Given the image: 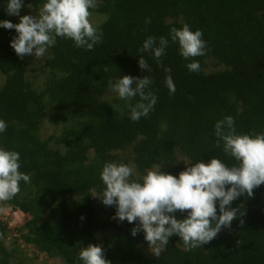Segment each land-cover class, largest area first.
I'll return each mask as SVG.
<instances>
[{"label":"trees","instance_id":"1","mask_svg":"<svg viewBox=\"0 0 264 264\" xmlns=\"http://www.w3.org/2000/svg\"><path fill=\"white\" fill-rule=\"evenodd\" d=\"M44 2L23 0L22 8L39 9ZM95 2L89 11L102 18L95 25L102 42L86 50L57 37L31 74L34 56L19 58L10 46L15 29L0 27V120L7 124L0 148L18 152L19 171L30 176L12 200L3 201L7 207L2 210L26 216L23 239L61 264H83L78 254L89 244L101 246L110 264H264V184L251 198L245 194L232 202L231 208H239L238 219L209 243L186 250L173 235L158 257L141 248L148 246L143 230L131 234L138 221L114 219L116 206L94 197L105 187L100 178L104 164H119V154L138 173L133 180L142 182L146 170L159 166L178 178L189 164L214 157L229 167L236 164L223 152L222 141L217 146V121L231 116L237 134L264 133V0ZM6 3L0 0V21L19 23L7 15ZM184 24L202 31L205 55L187 60L180 55L170 31ZM149 36L157 44L161 36L169 41L159 59L139 51ZM141 56L150 72L140 68ZM193 60L200 64L198 72L186 67ZM124 75L153 80L148 90L156 103L138 122L130 119L128 103L135 105L139 97L126 102L108 86ZM168 75L174 94L165 85ZM39 76L45 81L34 87ZM48 113L49 123H70L58 135L42 138ZM174 215L179 220L187 213ZM9 259L0 240V264Z\"/></svg>","mask_w":264,"mask_h":264},{"label":"clouds","instance_id":"2","mask_svg":"<svg viewBox=\"0 0 264 264\" xmlns=\"http://www.w3.org/2000/svg\"><path fill=\"white\" fill-rule=\"evenodd\" d=\"M22 7L23 0H7V15L18 16L19 23L0 21V27L15 29L17 35L10 46L21 59L29 55L43 57L47 49L55 45L57 37L71 39L77 48L86 50H93L102 42V32L89 20V9L97 7L95 0H45L35 15L21 16ZM145 22L150 23V18ZM202 35V31H192L187 24L170 31L172 42L178 43L179 53L186 60L206 54L207 45ZM168 43L163 36L158 44L155 37L149 36L139 51H151L159 59ZM138 64L142 70L151 71L143 56ZM186 67L191 72L200 70L195 60ZM107 70L105 67L104 71ZM165 71L171 73L170 68ZM152 83L147 75L143 78L124 75L115 82L109 81L108 86L126 102L139 97L135 105L128 103L130 119L138 122L148 116L156 103L157 97L148 90ZM165 85L170 94L175 93L171 75L166 77ZM6 129L7 124L0 120V133ZM214 134L217 146L222 141L223 152L236 161L233 166L214 157L207 162L189 164L178 178L161 170H146L142 182L131 179L133 168L126 164L105 163L102 168L100 178L105 187L94 197L101 198L106 206H116L114 219L138 221L131 234L135 236L143 230L149 249L157 257L173 235L180 237L186 250L209 243L222 227H230L232 221L238 219L239 208H231L232 202L245 194L251 198L253 190L264 184V133L237 134L233 117L227 116L217 121ZM19 160L18 152L0 148V201L12 200L20 191L21 181L30 183V176L19 171ZM177 211L186 212V217L178 220L174 215ZM240 223L243 224L242 219ZM78 255L83 264H110L99 245L82 247Z\"/></svg>","mask_w":264,"mask_h":264},{"label":"rangeland","instance_id":"3","mask_svg":"<svg viewBox=\"0 0 264 264\" xmlns=\"http://www.w3.org/2000/svg\"><path fill=\"white\" fill-rule=\"evenodd\" d=\"M39 9L35 7H24L20 10V15H35L37 14ZM12 19L19 20L18 16H9ZM90 22L93 24V26L97 25L99 22H101L102 18L96 14H91L89 17ZM34 56V55H33ZM48 56V53L46 52L43 57L35 58V65L29 70V74L33 73L38 66L42 65L44 59ZM212 68L207 69V72H210ZM45 78L44 76H39L35 80L34 87L40 88L42 84L44 83ZM4 82V77L0 74V87ZM109 98L111 97L108 95ZM107 96V99H108ZM48 116L49 113L44 117L43 123L40 127V136L42 138L49 137L52 134L58 135L60 128L62 126L67 125L70 122L66 123H49L48 122ZM119 158L121 161L119 164H126L130 167H132L130 160H128L126 163L123 161L125 158H123L119 154ZM133 168V167H132ZM159 167H155L152 170H159ZM133 178H138V173L133 168ZM7 207L3 204V201H0V222H2L4 228L0 231V240L3 243V247L9 254V264H61L60 259L57 258H46L43 254L38 253L33 246L26 242L23 239V235L25 231L23 230L22 226L26 219V216L23 214L16 215L14 212L2 210L3 208ZM7 211V212H6ZM143 250L147 251L150 256H155L152 254L151 250L148 246L141 247Z\"/></svg>","mask_w":264,"mask_h":264}]
</instances>
